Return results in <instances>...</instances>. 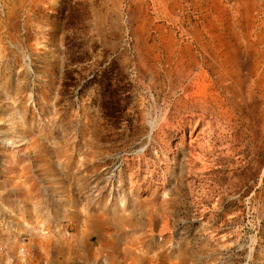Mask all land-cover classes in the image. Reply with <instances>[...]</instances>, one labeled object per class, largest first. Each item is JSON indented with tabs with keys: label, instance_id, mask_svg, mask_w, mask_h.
Returning a JSON list of instances; mask_svg holds the SVG:
<instances>
[{
	"label": "rangeland",
	"instance_id": "rangeland-1",
	"mask_svg": "<svg viewBox=\"0 0 264 264\" xmlns=\"http://www.w3.org/2000/svg\"><path fill=\"white\" fill-rule=\"evenodd\" d=\"M0 264H264V0H0Z\"/></svg>",
	"mask_w": 264,
	"mask_h": 264
},
{
	"label": "trees",
	"instance_id": "trees-1",
	"mask_svg": "<svg viewBox=\"0 0 264 264\" xmlns=\"http://www.w3.org/2000/svg\"><path fill=\"white\" fill-rule=\"evenodd\" d=\"M108 86H109V85H108ZM103 110L108 111L109 108L105 105V106L103 107Z\"/></svg>",
	"mask_w": 264,
	"mask_h": 264
}]
</instances>
